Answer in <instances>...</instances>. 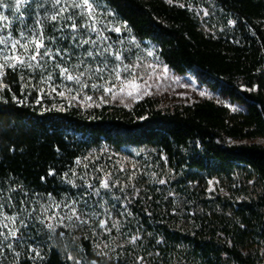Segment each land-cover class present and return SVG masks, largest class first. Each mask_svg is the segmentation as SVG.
<instances>
[{
  "label": "trees",
  "instance_id": "obj_1",
  "mask_svg": "<svg viewBox=\"0 0 264 264\" xmlns=\"http://www.w3.org/2000/svg\"><path fill=\"white\" fill-rule=\"evenodd\" d=\"M98 2V11L112 12L105 23L126 25L129 40L155 45L174 73H195L211 91L245 110L231 112L209 100L160 109L156 101L145 99L130 108L100 105L57 111L39 91L47 88L40 80L49 72L55 84L63 83L49 63L43 72L6 68L0 77V112L22 122L34 137L49 143L65 139L85 154L152 150L163 172L179 183V192L197 184L204 196L209 180L224 181L225 197L196 205L192 231L163 229V264H174L185 253L192 264H264V146L255 143L264 140V0H192L191 6L167 0ZM201 9L210 13L206 30L200 28ZM45 34L70 36L67 30L55 32L52 24L46 25ZM106 34L112 41L118 37ZM73 43L59 39L50 46L73 53L72 64L89 47L75 48ZM108 60L111 65L110 56ZM14 134L0 130V151L23 136ZM24 138L20 142L26 147L29 141ZM134 208L146 219L141 207ZM66 237L87 264L104 263L94 248L93 229L80 226ZM44 253L39 264H75L64 248L49 247ZM14 264L34 263L24 259Z\"/></svg>",
  "mask_w": 264,
  "mask_h": 264
},
{
  "label": "rangeland",
  "instance_id": "obj_2",
  "mask_svg": "<svg viewBox=\"0 0 264 264\" xmlns=\"http://www.w3.org/2000/svg\"><path fill=\"white\" fill-rule=\"evenodd\" d=\"M167 1L180 5H194L192 0ZM37 11L42 10L37 9L35 5L30 12L25 11L24 20L29 26L35 23ZM204 13L202 9L197 11L202 30H206L205 21L210 16V13L207 15ZM5 14L9 15L7 11ZM22 28L23 24L20 21H14L13 35L18 36ZM107 33L118 36L113 41L110 37L109 42L114 49L121 51L122 57L125 58L124 63L140 62L141 67L137 69L140 75L147 78L151 74L148 83L152 87L149 88V95H143L137 100L128 99L121 103L119 99L115 101L109 99L108 102L100 105L130 108L145 99H153L157 102L158 108L168 109L209 100L231 112L245 110L243 105L232 103L226 97L211 91L195 73L188 72L185 75L174 73L161 61L155 45L138 43L132 39L130 41V35L124 28H121L120 33ZM115 43L118 45L115 46ZM149 52L152 55H149ZM110 58V66L118 63L112 56ZM95 82L104 83L105 81L96 80ZM139 82L143 83V80ZM85 92L93 95L94 99L100 95V92L92 90L85 89ZM44 97L49 99L51 106L55 103L62 104L64 109L69 107L61 97L54 99L47 95ZM72 107L90 108L75 105V102ZM0 130L5 133H15L14 136L23 135L22 138L16 139L9 147L0 151V204H3L5 214L17 215L27 225V227H20L17 224L19 239L5 242L0 252V264H14L24 259L34 264L42 263L45 258L44 252L49 247L64 248L68 251V255L75 258L72 260L74 263L79 260L80 264H87L78 250L68 245L70 238H65L67 233L69 237H72L80 226L93 229L94 248L98 255L104 257L103 264H136L137 258L140 257L143 258L141 264H163V252L167 248L163 242V229L192 231L195 213L199 212L196 205L202 204L205 199L214 201L217 197L222 198L227 195L226 183L219 179L207 182L204 196L202 188L197 184H188L190 188L185 189L184 192L177 191L176 187L179 183L163 172V167L155 160V152L149 149L127 148L121 152L104 149L100 153L85 154L65 139L49 143L34 137L22 122L1 112ZM25 135L29 141L26 147L21 145ZM255 143L264 146V140H257ZM77 160L81 163L77 164ZM85 164L87 167L84 166ZM101 166L103 171H97L96 169ZM121 166L124 171H121ZM99 172L102 175L95 176V173ZM108 173L111 174L113 181L119 182L117 187L112 188L111 192L102 189L101 196H96L95 188L99 186L100 179ZM132 173H135V179L129 182V176ZM161 179L166 182L158 183ZM69 181L74 182L78 187H73V183ZM86 182L95 187L87 188ZM120 185H128L125 192L120 191ZM132 185H135L138 194ZM49 196L56 202L77 201L76 207L88 213L85 218L89 219V223L79 224L73 221V226L57 227L55 234L50 232L46 227L49 221L42 215V206L50 203ZM116 196L120 197L119 201L115 199ZM134 207H141L146 219L139 218ZM105 209L108 211L106 212ZM109 212L112 220L119 221V230L112 228L110 233L100 229L98 224L99 219H107ZM51 214V212L48 213V215ZM41 220L44 223H41ZM112 220H108L109 228H111ZM61 232L64 233L63 236L60 235ZM133 237H139L135 243L132 242ZM8 243H12V249L6 246ZM37 251L40 254L39 257L36 256ZM16 253L19 255L17 256ZM189 256L187 253L183 254L180 259L174 261V264H192ZM112 260L114 263L111 262Z\"/></svg>",
  "mask_w": 264,
  "mask_h": 264
},
{
  "label": "snow or ice",
  "instance_id": "obj_3",
  "mask_svg": "<svg viewBox=\"0 0 264 264\" xmlns=\"http://www.w3.org/2000/svg\"><path fill=\"white\" fill-rule=\"evenodd\" d=\"M33 5L42 11L36 12L35 23L29 26L24 20V14L25 11L30 12ZM100 8L101 5L98 0H0V77L5 75L6 68L13 70L39 68L43 72L51 63L54 70L58 69L59 77L62 78L63 83L55 84L53 74L49 72L40 80V84L46 85L47 88H41L39 91L42 95H47L53 99L61 97L69 107L74 106V102L75 105L99 107L100 104L108 102L109 99L112 101L119 99L121 103H124L128 99L137 100L143 95H149V88L152 85L148 83V80L151 79V74L147 78L140 75L137 71L141 67L140 62L124 63L125 58L122 57L121 51L113 48L112 43L109 42L110 37L106 35L107 32L120 33L122 27L128 30L127 26H115L111 21L105 23L104 17L111 16L112 12L110 10L98 11ZM6 11L9 15L5 14ZM204 14L207 15L208 13L205 12ZM78 19L80 23H77ZM14 21H20L23 24L18 36L13 35ZM48 24H52L55 32L63 33L67 30L70 36L46 35L45 27ZM69 38L74 42L73 47L75 48L89 46L84 49L83 58L77 55V62L72 64L69 61H71L73 53L67 49L59 47L53 49L50 46L59 39ZM149 55L152 53L149 52ZM109 56H112L118 63L110 66ZM86 61L94 62L96 66L93 67L92 63H86ZM21 78L23 79V76ZM96 80L105 82L96 83ZM141 80L143 83L139 82ZM0 86H2V80H0ZM89 88L93 92H100V95L94 99L93 95L85 92V89ZM13 98L15 99V97ZM36 102L40 103V100L37 99ZM52 109L65 110L62 104L57 105L55 103L52 105ZM76 163L80 164L81 161L77 160ZM84 166L87 167V164ZM96 170L103 171V167L101 166ZM121 171H124L123 166H121ZM134 179L135 173L130 174L129 182ZM165 182L163 179L158 181L160 184ZM69 183H73V187H78L72 181ZM118 183V181H113L111 174L108 173L103 179H100L94 194L101 196L102 189L111 192ZM86 186L89 189L95 187L87 182ZM127 187L128 185H120V191L125 192ZM132 187L138 194L135 185ZM115 199L119 201L120 197L116 196ZM49 200L48 205L42 206V215L49 221L46 227L53 234H55L57 227L73 226V221L79 224L89 223V219L85 218L88 213L76 207L77 201L72 203L56 202L51 196H49ZM105 211L108 210L105 209ZM50 212L52 214L48 215ZM93 218H95V213H93ZM108 220H112L110 212L107 219H99V228L109 233L112 228L119 230V221L112 220L111 228H109ZM41 223L44 221L41 220ZM17 224L20 227H27L17 215L5 214L3 204H0V252H2L6 241L19 239ZM60 235L63 236L64 233L61 232ZM138 238L133 237L132 242L135 243ZM6 246L9 249L13 247L12 243H8ZM16 255L18 256L19 253ZM39 255L37 251L36 256L39 257ZM68 259L74 260L75 258L69 255ZM142 260V257L137 258L136 264H141ZM75 264H80V261L76 260Z\"/></svg>",
  "mask_w": 264,
  "mask_h": 264
}]
</instances>
